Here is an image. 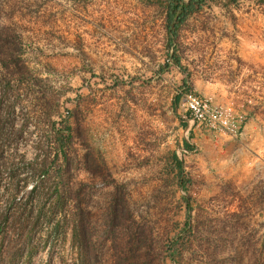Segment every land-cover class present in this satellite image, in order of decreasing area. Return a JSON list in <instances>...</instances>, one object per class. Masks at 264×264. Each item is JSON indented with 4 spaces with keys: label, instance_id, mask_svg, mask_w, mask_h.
Wrapping results in <instances>:
<instances>
[{
    "label": "rangeland",
    "instance_id": "1",
    "mask_svg": "<svg viewBox=\"0 0 264 264\" xmlns=\"http://www.w3.org/2000/svg\"><path fill=\"white\" fill-rule=\"evenodd\" d=\"M175 49L188 74L148 0H0V264H264V3L210 0ZM187 91L241 136L188 130Z\"/></svg>",
    "mask_w": 264,
    "mask_h": 264
},
{
    "label": "trees",
    "instance_id": "2",
    "mask_svg": "<svg viewBox=\"0 0 264 264\" xmlns=\"http://www.w3.org/2000/svg\"><path fill=\"white\" fill-rule=\"evenodd\" d=\"M210 0H148V2L155 3L163 8L166 18V29L168 33V43L169 46L174 50L169 54V62L174 63L181 71L187 72V68L180 62L176 57L175 49V38L177 31L182 23H184L190 16L200 12ZM240 0H224V5H234ZM259 3H264V0H258ZM0 83H2L0 81ZM180 101V96L175 97V104ZM183 125H187L186 121H183ZM56 138L58 140L59 149L55 153L53 172L50 174L56 179V181L62 182L63 176L67 169L68 156L65 150V146L71 139L70 127L66 126L64 129L58 130L56 132ZM185 149L189 150L190 145L188 141L185 142ZM62 156V159L60 158ZM47 172V171H46ZM49 174V171L47 172ZM37 188L33 187V191ZM62 190L59 185H55L53 192L55 195V200L51 205V213L55 214L57 211L63 212L62 202L63 195ZM185 201L188 203V199L185 197ZM187 221L185 224L189 223V212L187 213Z\"/></svg>",
    "mask_w": 264,
    "mask_h": 264
},
{
    "label": "built area",
    "instance_id": "3",
    "mask_svg": "<svg viewBox=\"0 0 264 264\" xmlns=\"http://www.w3.org/2000/svg\"><path fill=\"white\" fill-rule=\"evenodd\" d=\"M179 107L188 130L195 125L198 129L206 128L231 137H239L242 134V123L246 115L232 104L216 103L209 97L187 91L182 94ZM186 150L183 148V151Z\"/></svg>",
    "mask_w": 264,
    "mask_h": 264
},
{
    "label": "crops",
    "instance_id": "4",
    "mask_svg": "<svg viewBox=\"0 0 264 264\" xmlns=\"http://www.w3.org/2000/svg\"><path fill=\"white\" fill-rule=\"evenodd\" d=\"M246 124V122L244 121V123H242V131L245 129V125Z\"/></svg>",
    "mask_w": 264,
    "mask_h": 264
}]
</instances>
